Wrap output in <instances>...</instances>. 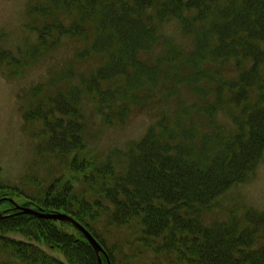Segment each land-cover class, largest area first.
<instances>
[{"label":"trees","instance_id":"1","mask_svg":"<svg viewBox=\"0 0 264 264\" xmlns=\"http://www.w3.org/2000/svg\"><path fill=\"white\" fill-rule=\"evenodd\" d=\"M32 13L51 19L36 27L39 45L34 52L59 37L79 38L89 45L78 51L79 58L100 55L106 60L84 76L81 88L47 96L26 112L28 123L43 125L49 160L65 166L70 177L68 183L65 175L42 181L50 184L22 206L71 215L105 246V236L113 237L110 229L126 231L127 247L114 243L108 252L111 264H131L146 252L157 264H264V212L230 211L224 221L204 219L264 158V0H48L47 5H35ZM61 15L67 22L58 20ZM172 20L192 38V51L185 56L170 47L155 64L147 63L144 56L161 43L159 26ZM209 60L233 63L235 76L210 71ZM72 74L69 68L67 76ZM171 81L190 83L202 96V84L209 82L217 99L181 105L177 117H163L150 126L122 162L84 157V125L75 107L81 92L95 97L108 122L118 118L122 123L130 104L148 98H140L144 86L160 85L171 96ZM231 106L239 115L232 116L235 129L226 134L215 117ZM193 110L208 116V134L200 135L185 120ZM57 114L61 116L50 117ZM43 150L42 155L48 153ZM12 193L0 187L5 214L17 212L7 199ZM77 232L78 238L53 220L30 215L0 219V264H99ZM140 248L144 251L138 255Z\"/></svg>","mask_w":264,"mask_h":264},{"label":"rangeland","instance_id":"2","mask_svg":"<svg viewBox=\"0 0 264 264\" xmlns=\"http://www.w3.org/2000/svg\"><path fill=\"white\" fill-rule=\"evenodd\" d=\"M47 4L48 0H0V187H8L13 191L7 198L18 206H22L29 198H35L42 186L50 184H43L42 181L56 180L65 175V183H68L70 177L65 166L61 167L56 160H49L52 156L44 148L46 137L42 133L43 125L40 122L28 123L26 112L47 96L69 92V87L81 88L84 76H90L106 60L100 55L79 58L78 51L89 46L85 40L79 38L59 37L48 47L34 52V47L39 45V32L36 27H41L51 19L32 13V8L35 5ZM61 19L67 22L64 15L58 20ZM159 32L161 43L153 53L144 56L147 63L155 64L157 57L164 55L170 47L185 56L192 51V38L183 33L177 20L159 26ZM209 61L206 65L210 71L218 69L225 78L235 76L233 63L221 65ZM69 68H72V76H67ZM162 70L165 71L164 66ZM179 70L185 72L184 67ZM262 75L264 76V67ZM168 85L167 89H172L171 96L166 94L165 88L160 85L150 88L144 86L139 95L142 99L147 94L148 98L139 105L130 104V111L122 123L118 118L108 122L106 116L100 112L95 97L81 92L75 107L82 118L80 123L84 125L80 136L86 147L83 151L84 157L102 162L109 158L122 162L124 155L139 143L150 126L163 117L169 120L177 117L181 105L204 104L217 99L213 84L209 82L202 84L205 96L200 95L190 83L178 85L171 81ZM251 95L255 97L256 93L253 91ZM45 103L44 108L48 109L47 100ZM238 111L233 106L219 110L215 119L224 133L234 131L232 116L239 115ZM33 116L31 114L28 117ZM60 116L57 114L50 117ZM185 120L190 121L200 135H206L212 129L208 116L198 110H193ZM43 149L48 153L42 155ZM76 186L79 187L78 184ZM220 204L214 213L205 215L206 222L208 218V222L224 221L230 211L238 215L249 209L264 212V158L250 178L227 192ZM5 209L0 207V213ZM55 222L62 225L67 233L78 238L79 233L74 227ZM110 231L113 237L105 236L106 250L110 253L114 243L126 248L124 241L129 238V234L115 228ZM10 236L21 239L19 234ZM134 246L139 247L137 244ZM140 249L138 255L144 251L143 248ZM53 255L63 259L61 253ZM0 260H3L1 254ZM131 264L157 262L151 253L146 252L142 256L132 258Z\"/></svg>","mask_w":264,"mask_h":264},{"label":"water","instance_id":"3","mask_svg":"<svg viewBox=\"0 0 264 264\" xmlns=\"http://www.w3.org/2000/svg\"><path fill=\"white\" fill-rule=\"evenodd\" d=\"M15 208L18 210L17 213L11 215V216H16V215H30L33 217H36L38 219H45V220H54V221H60L67 223L71 226H73L75 229H77L80 233L84 235V237L87 239L89 242L90 246L94 250L98 263L103 264L101 255H104L108 261V264H111L108 255L106 251L104 250V247L96 240V238L84 227L80 222H78L75 218L72 216L66 214V213H61V212H52V213H47L42 210H34L32 208L28 207H22V206H15ZM10 215H4L3 213H0V219L2 218H7Z\"/></svg>","mask_w":264,"mask_h":264}]
</instances>
